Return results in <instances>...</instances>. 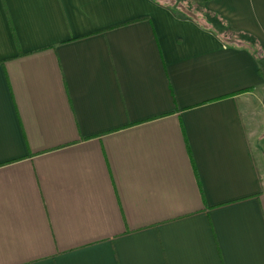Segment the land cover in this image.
Returning <instances> with one entry per match:
<instances>
[{
    "label": "crops",
    "instance_id": "1",
    "mask_svg": "<svg viewBox=\"0 0 264 264\" xmlns=\"http://www.w3.org/2000/svg\"><path fill=\"white\" fill-rule=\"evenodd\" d=\"M161 1L0 0V264H264V0Z\"/></svg>",
    "mask_w": 264,
    "mask_h": 264
},
{
    "label": "trees",
    "instance_id": "2",
    "mask_svg": "<svg viewBox=\"0 0 264 264\" xmlns=\"http://www.w3.org/2000/svg\"><path fill=\"white\" fill-rule=\"evenodd\" d=\"M157 1H159L161 4H162V1L161 0H157ZM171 2V1H170ZM174 3H176V1L175 0H172V2H171V4H174ZM179 4L180 5H183V2H179ZM263 70V69H262Z\"/></svg>",
    "mask_w": 264,
    "mask_h": 264
},
{
    "label": "water",
    "instance_id": "3",
    "mask_svg": "<svg viewBox=\"0 0 264 264\" xmlns=\"http://www.w3.org/2000/svg\"><path fill=\"white\" fill-rule=\"evenodd\" d=\"M261 66H262V68L264 69V59L261 60Z\"/></svg>",
    "mask_w": 264,
    "mask_h": 264
},
{
    "label": "rangeland",
    "instance_id": "4",
    "mask_svg": "<svg viewBox=\"0 0 264 264\" xmlns=\"http://www.w3.org/2000/svg\"><path fill=\"white\" fill-rule=\"evenodd\" d=\"M167 1H169V0H167ZM170 2V1H169ZM189 6V5H188ZM187 11V10H186Z\"/></svg>",
    "mask_w": 264,
    "mask_h": 264
}]
</instances>
